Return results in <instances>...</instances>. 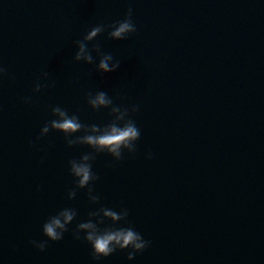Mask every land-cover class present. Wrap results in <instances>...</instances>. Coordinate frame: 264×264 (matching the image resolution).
Instances as JSON below:
<instances>
[{"label":"water","instance_id":"water-1","mask_svg":"<svg viewBox=\"0 0 264 264\" xmlns=\"http://www.w3.org/2000/svg\"><path fill=\"white\" fill-rule=\"evenodd\" d=\"M129 8L137 33L95 42L119 70L76 63L75 42ZM0 64L14 77L0 82V264H94L72 233L99 206L86 190L67 199L69 161L90 149L58 132L30 142L57 105L108 123L86 100L101 90L139 105L141 137L135 157H97L94 187L150 241L132 261L117 251L101 264H264V0H0ZM37 81L54 86L34 94ZM65 207L77 220L40 252L30 241Z\"/></svg>","mask_w":264,"mask_h":264},{"label":"clouds","instance_id":"clouds-1","mask_svg":"<svg viewBox=\"0 0 264 264\" xmlns=\"http://www.w3.org/2000/svg\"><path fill=\"white\" fill-rule=\"evenodd\" d=\"M132 16L133 10L129 8L124 19L117 20L111 25L99 24L92 27L82 40L75 42L78 51L75 53L74 61L78 64L96 65V71L104 75L118 71L121 62L119 60L114 62L113 55L102 51L101 45L95 42L105 32L108 34V39L114 41H122L136 34L137 28ZM90 44L92 45L91 49L89 48ZM93 52L99 58L98 64H96ZM5 78L14 79L8 70L0 64V82ZM48 78L49 75L45 72L42 79L47 81ZM51 86L54 84L49 85L37 81L33 92L38 94ZM86 100L93 112L108 110L110 121L103 126L96 123H82L78 114H70L67 109L57 105L51 109L53 119L45 123L37 141L30 142V146L35 148L39 140L48 136L50 132H58L63 134L68 148L79 146L90 149L79 159L69 161L70 175L74 178V184L67 192V199L75 201L78 192L86 190L90 204L99 207L88 212L86 221L77 224L76 230L72 233L73 238L91 246V259L94 264H101L102 260L109 258L117 251H126L127 259L132 261L137 254H143L150 247V241L145 240L130 224V212L127 207L122 206L119 211H116L101 206V197L96 193L94 187L100 177L94 174L93 163L98 156L104 154L110 156L116 163L124 159L125 152L129 157H135L141 132L132 117L139 112V105H133L131 108L117 105L113 98L103 90L97 91L95 94L88 92ZM24 103L31 105L32 98L26 97ZM147 158L152 159L153 157L149 154ZM77 218L78 212L75 208L61 209L43 224V235L46 239L32 240L30 243L40 252H45L50 246L49 242L59 243L64 239L69 227ZM118 225L127 226L117 227Z\"/></svg>","mask_w":264,"mask_h":264}]
</instances>
